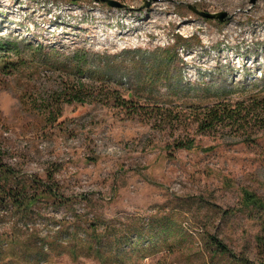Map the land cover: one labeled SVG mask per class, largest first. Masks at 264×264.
<instances>
[{
    "label": "rangeland",
    "instance_id": "rangeland-1",
    "mask_svg": "<svg viewBox=\"0 0 264 264\" xmlns=\"http://www.w3.org/2000/svg\"><path fill=\"white\" fill-rule=\"evenodd\" d=\"M109 1L124 8L0 0V38L16 46L0 53V264H35L10 256V241L32 231L52 237L70 224L85 243L143 219L168 229L112 264H237L210 237L256 264L262 221L242 197L264 200V132L200 122L264 73V0ZM74 92L82 102H67ZM22 189L37 196L28 217L8 198ZM47 255L41 264H100Z\"/></svg>",
    "mask_w": 264,
    "mask_h": 264
},
{
    "label": "trees",
    "instance_id": "trees-1",
    "mask_svg": "<svg viewBox=\"0 0 264 264\" xmlns=\"http://www.w3.org/2000/svg\"><path fill=\"white\" fill-rule=\"evenodd\" d=\"M12 47L16 48L15 45L11 46L0 38V53L5 50H11ZM42 48V45L36 47V49L40 50ZM163 52L165 53V59L162 60V63H166V59L169 60L170 56H172L171 49H164ZM174 52L176 51L174 50ZM76 61L78 63L75 67V74H82L83 71H81L79 63L83 61L86 64L87 61L86 59L80 61L79 56ZM245 61H247V59ZM158 79L154 80V82H157ZM233 82H235V80H233ZM261 84L263 85L262 89H264L263 72L254 74L249 81L245 77L242 83L236 85L237 90H241L239 97L235 99L236 101L230 99L234 93H229L226 103L218 104L208 111L206 119L200 122V127L203 131H207L213 126L226 124V126L235 130L237 133L247 131L245 129H248L250 126H257L264 132V90L257 89ZM231 89L235 90L234 83L226 86L227 91ZM67 102H82L81 93H72ZM1 168L0 165V172H2ZM42 186L44 195L51 198L55 197L51 185L43 184ZM8 198L12 200L14 209H16L22 217H28L32 214L29 209L32 207L33 203L37 201L36 195H29L23 189L20 190L19 193L10 191L8 193ZM242 203L243 207L247 209L248 212H257L260 214L262 229L260 235L256 238V264H264V200L253 193L243 191ZM145 221V219L140 221L142 223L140 227L135 229L129 227L121 231L122 233L118 235H113V232H111V234L93 233L92 235H87V238L84 240L86 241L85 243L78 239V235H80L79 231L75 226L70 224L61 226L59 231L52 237L41 238L40 232L32 231L21 241H16L15 239L10 241V247L13 251V255L10 256L22 260L30 259L32 262H35V264H41V262L46 261L51 256L47 255L48 252L55 253L53 256L66 254L72 258H77L80 256L79 254L84 253L86 255H82L83 257L93 258L100 264H112L118 262L119 252H122L123 248L130 246L133 240H138L140 243L139 246L153 244L156 234L168 229V225L165 224V221H159L157 223H155V221L151 223L150 219L147 220V222ZM146 227H150L147 235H145ZM96 229V226L89 228V230L93 232H95ZM209 242L216 253L235 259L234 262L237 264H254L248 259L237 258L231 255L232 253L214 237H210ZM4 256L6 255H0V258Z\"/></svg>",
    "mask_w": 264,
    "mask_h": 264
},
{
    "label": "water",
    "instance_id": "water-1",
    "mask_svg": "<svg viewBox=\"0 0 264 264\" xmlns=\"http://www.w3.org/2000/svg\"><path fill=\"white\" fill-rule=\"evenodd\" d=\"M71 1L75 2V1H79V0H71ZM102 1L105 2L112 9H122V8H124V6L120 5L118 2L109 1V0H102ZM195 13L198 14L199 16L205 18V19L217 20L219 22H223L226 18H228L226 13L206 14V13L197 12V11H195Z\"/></svg>",
    "mask_w": 264,
    "mask_h": 264
}]
</instances>
